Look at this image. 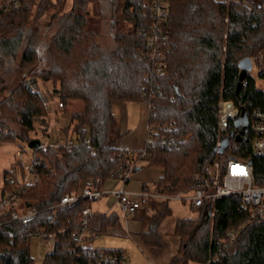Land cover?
<instances>
[{
    "label": "trees",
    "instance_id": "obj_1",
    "mask_svg": "<svg viewBox=\"0 0 264 264\" xmlns=\"http://www.w3.org/2000/svg\"><path fill=\"white\" fill-rule=\"evenodd\" d=\"M146 1H120L117 16L126 17L133 27L122 31L115 20L114 47L109 51L99 41L100 29L89 28L91 0H40L37 4L36 0H21L18 6L0 9V142L35 139L29 132L48 113L46 98L36 88L38 78L55 84L54 92L62 106L70 101L84 103L83 110L72 113L63 129L67 133L72 127L69 135L73 143L69 147L48 145L44 149L40 144L33 148L38 157L37 182L17 186L18 181H9L8 169L4 171L0 195L17 197L22 207H36L39 213L28 224L0 216V264H34L29 232L42 227L58 239L43 264H84L92 248H82L79 258L72 251L75 242L71 235L80 227V213L89 207V201L51 208L63 195L85 186L101 189L115 177L119 166L129 161L135 163L133 170L162 168L163 175L154 182L161 193L189 192L194 175L220 154L214 150L233 128L230 122L225 133L220 135L217 130L221 95L248 110L264 106V91L257 88L253 76L247 77L237 91L239 61L264 44V0H169L170 41L163 76L153 71L150 57H142L146 37L138 33V28L142 25L147 29ZM51 11L56 30L46 45L45 65L39 67L37 28L29 22H39ZM19 54L22 64L18 67L23 73L18 81L9 83ZM260 75L264 76V65ZM145 93L153 103L148 124L154 128V140L148 143L146 135L143 147L134 149L145 154L129 156L132 149H121L113 143V106L117 102L143 101ZM226 150L238 158L251 159L256 180L264 179V156L255 154L250 136L231 138ZM240 207V197L232 195L217 203L214 215L209 207H202L196 209V217L178 218L175 234L180 246L170 264H202L228 228L242 222L243 229L225 264H264V221H245ZM170 213L166 207L150 217L149 228L139 232L146 245H166L159 227ZM117 221L114 214L93 212L89 226L101 234Z\"/></svg>",
    "mask_w": 264,
    "mask_h": 264
},
{
    "label": "built area",
    "instance_id": "obj_2",
    "mask_svg": "<svg viewBox=\"0 0 264 264\" xmlns=\"http://www.w3.org/2000/svg\"><path fill=\"white\" fill-rule=\"evenodd\" d=\"M120 1L122 0H119V4ZM20 3L21 0H4L0 3V9L7 10L11 6L20 5ZM169 11V0H147L144 5V14H147L149 17L147 29L144 30V26L142 25H139L138 28V33L146 37V51L142 57H150L153 60V71L160 76L165 75L166 72L165 54L170 41V34L167 29ZM122 19L124 22H130L126 17ZM248 74L249 76H253L252 70ZM246 80H244V83ZM143 102L148 106L150 113L153 103L146 93L143 97ZM244 107L247 112L249 127L241 135V138L250 136L251 146L255 154L264 156V106H256L250 110L246 106ZM240 113L241 107L237 106L234 101L227 100L221 95L218 104L217 122V130L220 135L229 129V123H234V120L240 116ZM165 128L169 127L166 126ZM153 133L154 128L148 124V143L153 142ZM171 139L173 138L171 137ZM164 141L169 142V139L165 138ZM72 143L73 139L69 136L64 140H60L56 145H48L59 149L62 145L69 147ZM48 145H44V149ZM140 153L141 155L145 154V152L132 149L129 152V156L139 155ZM15 154L19 160L20 167L14 166L8 169L9 181L11 183L18 181L16 182L17 186L21 187L37 182L39 176L35 164L38 161V157L33 153L31 161L27 163L22 151L18 150ZM134 166L135 163L133 161H129L126 165H120L114 178L122 183H126L132 174ZM105 193L111 194L116 199L120 209L126 216L136 213L138 209H141L151 199L156 197L163 199L176 198L188 201L195 209L209 207L208 211L211 215H214L218 211L217 203L219 201L225 197L236 195L240 197V208L244 214L245 221H264V179L261 181L256 180L251 159L238 158L233 155L226 158L217 155L213 161L207 163L203 170L194 175L193 186L189 192H178L168 195L161 193L157 188L128 191L122 186L104 191L91 186H85L81 190H74L63 195L60 202L51 208H65L76 204L80 200H99ZM38 213L39 210L36 207H22L17 197L0 195V216L8 215L9 221L28 224L35 220ZM91 215L92 211L88 206L82 209L80 213V227L71 235L72 240L75 242L72 251L78 253L79 258H82L79 253L80 250L85 247L92 248L90 256L84 261V264H130L125 252H106L104 250L96 251L93 249L95 246H92L91 242L96 240L100 234L92 231L89 226ZM243 226L244 223L242 222L229 227L225 237L218 239L214 247L209 249L202 264H225L229 250L236 241L237 235L243 229ZM29 234L31 242L36 238L44 240L47 244L48 253H52L55 250L58 239L54 232H48L46 228L42 227L31 230Z\"/></svg>",
    "mask_w": 264,
    "mask_h": 264
},
{
    "label": "rangeland",
    "instance_id": "obj_3",
    "mask_svg": "<svg viewBox=\"0 0 264 264\" xmlns=\"http://www.w3.org/2000/svg\"><path fill=\"white\" fill-rule=\"evenodd\" d=\"M39 2V0H36V4ZM70 2L71 1H68L66 8L69 7ZM101 9L102 12L100 10L99 0H91L89 6V28L94 30L98 28L100 29L99 41L102 46L109 51L114 47L113 34L116 30V27L114 28L110 22L112 18H114L113 20H117L119 28L122 31H128L132 29L133 24L131 22H124L121 16H116L120 10V7H116L114 10L106 4H102ZM115 12L117 13L115 14ZM51 21L52 11L51 13L48 12L42 16L39 22L35 23L34 20H30L29 22V26L37 28L35 43L39 52V67H41V65H45L43 59L46 56V45L49 42L53 32L56 30L55 27L57 24H52ZM246 57H251L253 60L252 75L255 78L257 88L264 91V76H261L259 73L260 68H262L264 65V44L254 54ZM19 64H22L20 54L14 61L15 70L9 75V83H15L20 79V75H22L23 72L19 69ZM37 82L38 84H36V88H38V90L43 93L46 98L48 113L44 120L47 122L45 127H48V129L45 127L43 128L40 123H36V128L34 131L29 132V137L38 138L41 141V146L48 144L56 145L60 140H64L66 137L70 136L69 134L72 127H70V130L67 132L68 134L65 133L63 129L70 123V116L72 113L83 110L84 103L82 101H70L65 106H62L58 95L52 91L53 87L55 86L52 81H44L41 78H38ZM117 105L118 108L116 109V112L117 115L119 114L118 120H122V116H124V118L126 116L124 112L121 113V107L123 104L122 102H118ZM119 105L121 106L119 107ZM129 105H131L129 109L130 122H132V124H137V122H139L141 106L139 103L133 104V102H131ZM8 123L11 127H14L12 122L8 121ZM18 150L22 151L26 162L29 163L32 159L34 149L29 147L28 140L17 139V141L14 143L0 142V188L2 187L4 181V171L14 166L17 168L20 167L19 160L15 154ZM219 156L222 158L231 156V151L226 150L223 153H220ZM150 185L153 186V183H150ZM106 201L107 199L103 198L101 201L90 200L89 203L93 210L107 211L108 209L106 207L108 205ZM169 206L171 207L172 211L163 219L161 223V229L168 237V244L165 246L166 248L163 249H166L170 254H172L176 251V244L173 240L175 239L176 219L183 216L196 217L198 215V211L193 209L188 201H183L176 198H171L169 200ZM121 220L124 225L125 221L123 218ZM91 245L95 247H123L130 255L131 264H153L151 259L152 257L149 256L147 251H145L144 245L141 243L140 238L138 239L134 233L132 234V237L123 233H102L96 240L91 242ZM31 250L35 261L34 264H43L44 257L48 253L46 242L40 238H36L31 242ZM189 264L199 263L190 262Z\"/></svg>",
    "mask_w": 264,
    "mask_h": 264
},
{
    "label": "crops",
    "instance_id": "obj_4",
    "mask_svg": "<svg viewBox=\"0 0 264 264\" xmlns=\"http://www.w3.org/2000/svg\"><path fill=\"white\" fill-rule=\"evenodd\" d=\"M217 1H224V0H217ZM99 2H100L101 12H102V9H101L102 4L103 5L106 4L114 10L116 7L119 8V0H99ZM116 13L117 12H115V14ZM114 16H111V17H114ZM113 19L114 18H112V20L110 21L112 26L115 25V20ZM55 87L56 86L53 87V90H52L53 92H54ZM131 102H133V104L139 103L141 106V111L139 114V122H137V124H132V122H130V116H129L130 110L129 109L131 105L129 104ZM117 104L118 102L115 103L113 106V113L115 117V123H114L113 134H112L113 143L115 144V146L121 149H141L145 143L146 135H147V125H148V116H149L148 106L143 101L122 102L123 105L121 107V113L124 112L126 116L125 118L124 116H122V120L120 119L118 120L119 114L117 115V112H116V109L118 108ZM120 106L121 105H119V107ZM37 123H40L43 128L47 125V122L45 120L38 121ZM45 128L48 129V127H45ZM162 175H163V169L160 167H144V168L139 167L138 169H135L132 171V174L129 180L126 183H122L116 178L109 179L105 182L101 190L108 191L110 189L120 188L122 186L125 187V189L128 191H140L143 189L150 190V189L156 188V185L154 182L158 180ZM150 183H153V186L150 185ZM103 198L107 199L106 201L108 205L106 207L108 209L107 211L93 210L90 203H89V208L91 209L92 213L100 212L106 215L114 214L117 216L118 221L116 225L108 228L106 232L123 233L130 237H132V234L134 233V235H136L138 239L140 238L141 243L144 245L145 251H147L149 256L152 257L151 259H152L153 264H170L171 259L178 252V249L180 246L179 237L175 234V237H174L175 239L173 240L176 244V251L170 254L166 249H163V248H166L165 246L168 244V237L166 233L161 229V224H160L159 229L163 233V236L166 240L165 246L158 247V246L146 245L141 239L139 232L142 230H147L149 228L150 221H151L150 217L153 216L155 213H158L159 210L165 209L166 207H169L171 209V207L169 206V200L171 198L170 199H163L159 197L153 198L150 200L148 204L143 206L141 209H138L136 213L132 215H128V216H126L124 212L120 209L116 199L111 194L109 193L103 194L102 198L99 199V201H101ZM122 218L125 221V224H124L125 228L121 220ZM178 218H186V216L178 217ZM100 248L122 249L123 251H125L130 261V255L126 251V249L123 247H100Z\"/></svg>",
    "mask_w": 264,
    "mask_h": 264
},
{
    "label": "water",
    "instance_id": "obj_5",
    "mask_svg": "<svg viewBox=\"0 0 264 264\" xmlns=\"http://www.w3.org/2000/svg\"><path fill=\"white\" fill-rule=\"evenodd\" d=\"M240 68L239 80L237 91L242 88L243 82L249 76L248 72L252 70L253 62L250 57H244L238 63ZM249 127L247 112L245 111V107L241 108L240 116L234 120V129L230 131L228 136L220 141L219 145L215 148V153H223L225 149L228 147L231 138L241 139V135L244 134ZM239 130V131H238ZM238 131V133H237ZM41 144V141L38 138L31 139L28 142L30 148H36ZM138 169V168H137Z\"/></svg>",
    "mask_w": 264,
    "mask_h": 264
},
{
    "label": "bare ground",
    "instance_id": "obj_6",
    "mask_svg": "<svg viewBox=\"0 0 264 264\" xmlns=\"http://www.w3.org/2000/svg\"><path fill=\"white\" fill-rule=\"evenodd\" d=\"M260 49V48H259Z\"/></svg>",
    "mask_w": 264,
    "mask_h": 264
}]
</instances>
